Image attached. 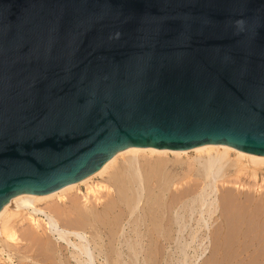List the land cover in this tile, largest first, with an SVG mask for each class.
<instances>
[{
    "label": "water",
    "instance_id": "95a60500",
    "mask_svg": "<svg viewBox=\"0 0 264 264\" xmlns=\"http://www.w3.org/2000/svg\"><path fill=\"white\" fill-rule=\"evenodd\" d=\"M210 143L264 153V0H0V214Z\"/></svg>",
    "mask_w": 264,
    "mask_h": 264
},
{
    "label": "bare ground",
    "instance_id": "6f19581e",
    "mask_svg": "<svg viewBox=\"0 0 264 264\" xmlns=\"http://www.w3.org/2000/svg\"><path fill=\"white\" fill-rule=\"evenodd\" d=\"M190 152L196 153L192 159L195 164L192 169L196 177L193 181L184 182L180 173L175 169L182 164L178 159ZM169 154H174L178 158L173 165L168 159ZM122 156L126 157L123 159L124 162L116 167L119 157ZM233 168L236 170L234 178L238 180L231 183L233 187L227 188L225 185L227 189L223 192L220 185L226 182L230 184L228 177L233 176L231 175ZM246 168L255 170L264 168V153L225 143L205 144L191 150L130 146L118 151L103 170L81 181L51 193L23 192L13 196L0 214V254H7L9 264L26 262L21 259L19 262L16 261V258L21 256L25 260L29 258L22 249L35 252L34 255L38 257L50 252L49 255L55 256H50L51 259H59L60 264H71L72 260L76 264H95L94 249L91 250V243L94 242L101 248L99 254H105L107 264H169L173 256L168 254V249L174 245L172 249L180 263L187 259L185 258L187 255L185 233L190 231L196 235L202 228L204 230L209 228L206 221H200L201 218L197 219L199 224L204 222L207 226L188 227L186 223L187 219H196L194 215L199 206L202 208V219H206L205 213H208L211 218L219 210L220 203L224 202L221 205L226 204L227 206H221L223 216L226 211L224 208L228 207L227 211H231L234 201L244 195L248 197L246 193L249 189L252 194L254 193L253 195L260 197L257 198L260 200L258 201L259 207L257 202L255 206L258 208L255 210L258 212L261 209L263 219L262 226L255 227L259 223L257 221L254 230H264V190H260L259 187H246L247 185L239 181L241 179L239 173ZM110 169L115 171L107 179L106 185H97V187L90 185L92 178L101 176L111 171ZM82 184H88L86 193L80 192L79 187ZM102 189L108 190L106 199L100 195ZM73 191L77 193L68 195ZM252 194L251 199L255 197ZM245 201H242L243 206ZM251 204H253L252 200ZM238 206L236 217L232 218V212L229 213L231 220L227 217L230 224L226 220L230 225L229 227L226 224L230 229L228 233H231V228L235 230L233 235H236L237 227H232L234 224L232 225L231 221L237 217L243 221L242 216H237L239 215ZM249 206L251 207L250 204ZM249 206L247 209L250 210ZM257 212L254 214L255 218L258 216ZM252 214L251 211L249 217ZM126 220L129 222V231L122 229L123 222ZM247 226L249 227V223ZM108 240L109 250L105 253L104 247H107ZM13 247L17 248V256L10 250ZM41 249L47 252L39 256L38 251L40 252ZM64 252H71L72 258L65 256ZM55 260H52L53 264L57 263Z\"/></svg>",
    "mask_w": 264,
    "mask_h": 264
},
{
    "label": "rangeland",
    "instance_id": "374dc122",
    "mask_svg": "<svg viewBox=\"0 0 264 264\" xmlns=\"http://www.w3.org/2000/svg\"><path fill=\"white\" fill-rule=\"evenodd\" d=\"M195 155H196L195 152H190L189 154L182 155L180 157V159H178L176 156H174V154H169L168 155V159H170L172 161L171 162L172 165H173V163L176 162L177 159L181 160L180 162L182 164H180L179 165L180 167H177V169H175V171L180 173L181 178L184 179L183 180L184 182L189 181V180L193 181L195 179V177H196L195 174H194L195 172H193L194 169H192V168H194V165H195L193 163L194 161H192V159L195 157ZM122 157H119L116 167H118V165L121 166L122 163L124 162L123 159H125L126 157H123V158ZM147 157H151V156L147 155ZM189 160L192 161V162H190ZM186 162H188V163H186ZM112 168H115V167H112ZM172 169H173V166H172ZM110 170L111 171L106 172L105 174H103L101 176L99 175V176H96L95 178H92V180L89 182L90 185L91 186L93 185L95 187H97V185L98 186L106 185L107 184V179H109V177L111 176V173L115 171L114 169H110ZM235 171H236L235 168H233L232 172H231L232 173L231 175H233V176H231L232 178L228 177V180H230V184H228V182H226V184L222 183L220 185L222 187V191L223 192H225V190L227 188H230V186L233 187V184H231V183L238 180V179L236 180L234 178V176L236 177V175L234 174ZM239 177L242 179V180L240 179L239 181H242V183L247 185L246 187H249V186L250 187L252 186V187H255V188L259 187L260 190H262V191L264 190L263 189L264 188V168L257 169V170L251 169V168H246L241 173H239ZM86 185H88V184H82L79 187L80 192L82 191L83 193H86V191H87V186ZM225 185H227V188H226ZM247 191H246L247 193L246 192L245 193L248 194V197L246 198V196L244 195L240 199L234 201V205H231V206H233L231 211L230 210L227 211V209H229L228 207H227V209L224 208V210H226V211H224L225 214L223 216L221 215V212H222L221 210H223L222 207H224V205H226V204L221 205L222 202L220 203L219 210L217 211L218 216H217V213H215L210 218L208 213H205L204 216H206V219H202V216H203V215H201L202 214V208L199 206V209L197 210V212L194 215L196 217V219H187L186 223H187L188 227L205 226L206 223L204 224V222H200V224H199L197 219L201 218L200 221H206L208 223L207 224L208 227L211 230L209 228L207 230H204V228H202L199 232H197L198 236H196L197 234L193 235L190 231H187L185 233V242H186L185 244H186V247H187L186 248L187 255L185 256V258H187V259H185V261H181L179 263V261H178L179 258H177L176 253L172 249L173 246H174L173 245L172 247H170L168 249V254L169 255L171 254V256H173L175 259L172 257L173 260H171L169 262V264H178V263L179 264H184V263L185 264H264V246H263L264 245V240H262V239H264V230L261 231L262 229L258 230L256 228L255 229L258 230V231L254 230V226L258 222L259 223L255 227L262 226L261 223H263L262 222L263 219H262V216H261V213H262L261 209L260 210L258 209L259 211H261V212L258 211L259 214L255 210V208L259 207V202L258 201H260V200H258L257 198H260V197L258 195H253L254 193L252 194L249 189H247ZM101 192L102 193H100V195H102L103 199L108 196L107 195L108 194V190L107 189H102ZM76 193H77L76 191H73V193L70 192L68 195L76 194ZM220 193H221V191H220ZM251 194L253 195V197L255 196L252 199L250 198ZM244 199L247 200L248 203H246L247 201H245ZM251 200H252L253 204H251ZM242 201H245L246 207H245V205L243 206V202ZM239 202H241V203H239ZM237 203H239V204H237ZM256 203L258 204V207L255 206ZM249 204L251 205V207L249 206ZM238 205H240V207ZM237 206H238V210H239V213H238L239 215H237V216H242V218H243L242 220L243 221H241L240 217H237V219L235 218L237 221L235 219L233 221H231L232 225L234 224L232 227H234V226L237 227L236 231L238 233H240V234H238L236 232V235H233L232 233H234L235 230H232V228H231V233L230 232H229L230 234L228 233V231L230 230L229 229L230 221H228V219L230 218V220H231V217H229V213L231 214V212L233 214V215H231L232 218L236 217ZM248 206L251 208L250 210L247 209ZM243 210H245V211L243 212ZM254 210L257 212V215H258V216L256 215L257 216L256 218L254 216V214L256 213ZM251 211H252L253 214H252L251 217H249L250 214H251ZM245 212H247V213L244 214ZM187 214H188V210H187ZM243 216L246 217V218H244ZM207 217H208V221H207ZM225 217L226 218L229 217V218L225 219ZM259 217H260L261 220L259 219ZM253 218L256 219V220H254ZM226 220H227V222L229 224L226 222ZM251 221H253V223ZM236 222L238 223L237 225H236ZM248 223H249V227L247 226ZM124 224H126V225H124ZM193 224H194V226H193ZM226 224H227V226L229 225V227H227ZM240 224H241V226H240ZM220 226L223 227V229H220L221 228ZM238 227L239 228L242 227V229H239ZM216 228H218L217 231H216ZM122 229H124V230L126 229L125 231H129V222L127 220L123 222V228ZM203 230H204V232H203ZM222 230H224V231H222ZM246 230H248V231L250 230L251 232L250 231L248 232ZM221 231L223 233H221ZM244 232L245 233L248 232V233L245 234ZM261 232H263L262 235H261ZM251 233H252V235H250ZM88 235L90 236L91 233L89 232ZM253 236L255 238L257 236V238L255 239ZM259 237H260V239H259ZM186 238H187V240H186ZM253 239H255V240H253ZM261 241H263V242H261ZM76 242L78 243L79 239L76 240ZM259 242H260V244H259ZM106 244H107V247H104L105 253L108 252V250H109V240L107 241ZM250 245L251 246L253 245L254 247H251ZM257 245H259V246L257 247ZM91 246H92L91 250L93 251V249H94L93 253H95V254H93L94 258H95L94 259L95 264H107V262H105V260H106L105 259V254H103V253H102V255L99 254L100 250H101L100 246L95 244L94 242L91 243ZM262 247H263V249H262ZM10 250L12 251L13 254H15V256H17L16 255L17 254V248L13 247ZM22 251L25 252V254L29 258L25 260L21 256V257L16 258V261L19 262V260L21 259L24 262L26 261L24 264H27V263L28 264H53L52 260L53 259L54 260L57 259V258L51 259L52 257H55V256H53L52 254L49 255L50 252H47L45 250L42 251V249H41L40 252L38 251L39 256L41 255V253L45 254L47 252L48 254L47 255L45 254L46 256L45 255H41L42 257H38L37 255H34L35 252L24 251V249H22ZM27 253H29V254H27ZM64 253H65V256L67 255V256L72 258L71 252H64ZM125 255L127 256L126 253H125ZM50 256H52V257H50ZM49 257H50V260H49ZM140 257H141V254H140ZM31 259H34V260L32 261ZM55 261H57V263H55L53 261L54 264H60L59 259H57ZM72 261L73 262L71 264H76V262H74V260H72ZM0 264H9V260H8L7 254H5V255L0 254Z\"/></svg>",
    "mask_w": 264,
    "mask_h": 264
}]
</instances>
